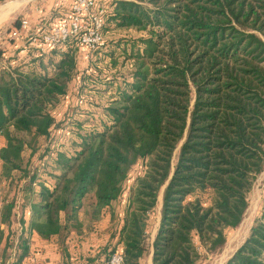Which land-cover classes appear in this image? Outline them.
Masks as SVG:
<instances>
[{
  "label": "trees",
  "instance_id": "obj_1",
  "mask_svg": "<svg viewBox=\"0 0 264 264\" xmlns=\"http://www.w3.org/2000/svg\"><path fill=\"white\" fill-rule=\"evenodd\" d=\"M104 4V41L89 61L78 35L45 50L28 39L27 58L19 62L0 48V179L11 193L2 196L6 257L0 264H23L32 233L55 240L66 255V240L84 225V200L97 218L121 197L139 160L143 172L129 186L112 234L117 238L94 259L106 264L119 251L125 264H142L152 252V264H201L220 254L227 231L241 225L264 172V0ZM71 5L48 28L69 15ZM124 27L140 35L107 39ZM107 60L108 69L102 66ZM75 80L93 90L101 84L109 96L101 105L96 100L101 112L68 118L69 133L55 145L52 128L60 122L54 110ZM27 148L30 158L23 155ZM223 264H264V204Z\"/></svg>",
  "mask_w": 264,
  "mask_h": 264
},
{
  "label": "rangeland",
  "instance_id": "obj_2",
  "mask_svg": "<svg viewBox=\"0 0 264 264\" xmlns=\"http://www.w3.org/2000/svg\"><path fill=\"white\" fill-rule=\"evenodd\" d=\"M72 2L73 0H0V48L5 50V56L12 57L14 55L15 58H17L15 62H19L20 60L27 58V49L25 47L27 46V40L29 39L30 33L36 32L41 27L43 30L48 28L49 23L51 22V19L58 16L60 14L59 11L68 9V6H70ZM96 6H101L105 8L104 0H96ZM22 19L28 20L29 30L28 32H23L19 38L14 39L11 37L10 32L13 28H15L16 23L19 25V27L21 26ZM139 35H140V32L137 31L136 29L124 27V28L115 29L112 32L108 33L107 39H117L121 37L128 38L130 36L136 37ZM91 56H92V53L90 54L88 59L84 57V61H89ZM44 64L47 65L46 62H44ZM109 64L110 63L107 60L106 62L103 63L102 66L108 69L109 67H106V66H109ZM81 66L84 67L85 64L81 63ZM123 71H127V69L123 68ZM113 73L114 72L112 73L109 72V74H113ZM98 86H99L98 88H100V90L103 91L104 86L101 84ZM93 88L94 87H92L91 85H88L87 83H83V82L82 83L78 82L77 80L70 83L66 97L62 100L61 104H59L54 110L55 118L57 121L60 122L59 123L60 125L57 124V126L55 125L56 127L52 128V133L54 134V137H52V139L54 140L53 142H55V145L59 144L58 142H61V141L63 142V140H65L64 139L65 137H63V135H67L69 133V131H67L69 128L68 122H67L68 118H83L81 117L80 112H86L89 110L90 112L94 110H96V112L97 110L101 112L100 108L95 109L96 106H98V103L96 102V100L101 105L102 102L108 98L109 93L105 91L102 92L99 89L93 90ZM1 143L5 144V138L0 134V145ZM46 146H47L46 142H43L41 147L38 148L39 150L36 152V154L32 158V161L30 162L33 166L39 164L38 158L41 154L44 153V149L46 148ZM1 147L2 146H0V148ZM23 155L26 158H28L30 155V150L28 148L25 149ZM42 168L40 169V171L42 170ZM143 168H144L143 163L140 160L132 166L129 172L128 178L123 184V192H122L121 197H119V199L123 198V196L125 197L129 195V186L133 183L134 179L143 172ZM41 173H42L41 174L42 176H46L43 174V171H41ZM10 194L11 193L9 191V186H7L5 181L1 182L0 195L5 197V196H9ZM259 197H262V199L264 198V172L259 176L250 194L249 206L251 205V202L254 201V199H257ZM119 199H117L116 202H114L115 207ZM161 200H162V194L159 195L158 205L150 215L149 230H150L151 238L154 237L158 224H159L160 210H161V208L159 207V204ZM263 204H264V200H263ZM87 205H89V198L84 200V207L81 209V212L83 213L82 214L83 221L85 220H89V221L86 222V229H84V225H83L82 231L80 234H82V232L86 231L93 225V219H91L92 217L91 210L88 208ZM86 214L88 215V217H86ZM20 216H21V212L19 209V212L16 217L17 224L19 222ZM89 216H90V219H89ZM109 226L107 227L106 237L108 236V231L110 229H113L112 232H114L117 228L116 216H115L114 223L113 224L111 223V225ZM4 228L6 230L5 226ZM237 229L238 228L230 229L227 231V243H226L225 248L220 254L216 256H212L208 260L203 261L201 264H221L225 260V255H224L225 249L227 248V246L231 245L232 240H233L232 238L234 237ZM70 236L71 234L69 235V237ZM31 239H32V235H31ZM109 242L110 240L105 243H102L101 248L107 245ZM114 242H115V239L111 241V244ZM66 243H67V240H66ZM66 243H65L66 255H64L65 251H63V249H62V253L64 255V258L66 259L67 264H71L73 260H70V258L78 256V254H83V252L81 250V247L79 248L80 249L78 251L79 253L77 251L74 252L77 246H70V250H71V253H70L68 251V245ZM4 244H5V241L1 240L0 241V258L2 259L6 257L5 256L6 254L2 253L4 250ZM33 246L35 247L34 248L30 247L29 255L23 259V264H31V262L30 261L28 262V260L31 257L36 256L35 255L36 253H42L40 249H42L41 247L43 246H41L40 244L39 245L34 244ZM231 247L233 248V244L231 245ZM12 253H13L12 254L13 256L15 253V250ZM91 254H90V257L86 255V259L95 258L96 255L92 256ZM150 258H151V253L146 255V257L142 260V264H149ZM9 259H10V256L8 255L7 261ZM35 264H38L36 263V259H35ZM95 264H101V261L98 260V262Z\"/></svg>",
  "mask_w": 264,
  "mask_h": 264
},
{
  "label": "crops",
  "instance_id": "obj_3",
  "mask_svg": "<svg viewBox=\"0 0 264 264\" xmlns=\"http://www.w3.org/2000/svg\"><path fill=\"white\" fill-rule=\"evenodd\" d=\"M3 145L4 144L1 143L0 146H3ZM126 204H127V196L125 197L123 196V198L119 199V201L117 202L116 207L113 202L111 206L104 208L100 212L97 218L91 217V219H93L92 227L82 232V234L80 233L71 234L69 239H67V243H66L68 245V251L71 253L70 246H77L74 252L75 251L78 252L80 250L79 249L80 247L83 252V254H78V256L71 257L70 260H73L71 264H95L98 262L97 258L96 259L94 258L86 259V255L88 257H90L91 253H92L91 254L92 256L96 255L101 249L102 243H105L112 239L116 240L117 236L112 237L113 229L109 230L110 233L108 231V236L106 237L107 227L111 225V218H112L113 213H114V216H116L117 225L118 224L120 225L121 218L124 215ZM161 204H162V200L160 201V204H159L160 208H161ZM262 207H263L262 197L254 199V201L251 202V205L249 206V209L247 210L245 218L243 219L241 225L238 227L234 237L232 238L233 240H232L231 245L233 244V248L231 247V245L227 246V248L225 249V253H224L225 260L221 264L225 263V261L233 254V252L242 244V242L249 235V232L254 223V220L256 216L260 213ZM82 214H83L82 212L79 213L80 219H83ZM86 217H88L87 214H86ZM89 219H90V216H89ZM88 221L89 220L84 221L85 222L84 229H86V222ZM0 229H4V225L1 223V221H0ZM30 243L32 244V245L30 244V247L32 248L35 247L33 246L34 244L35 245L40 244L41 246H43L41 247L42 249H40L42 253H36L35 254L36 256L33 257L34 259H36V263L38 264H65L66 259L64 258V255L62 253L63 248L55 240L53 239L44 240L40 238L36 233H33ZM149 264H152V252H151V258L149 259Z\"/></svg>",
  "mask_w": 264,
  "mask_h": 264
},
{
  "label": "built area",
  "instance_id": "obj_4",
  "mask_svg": "<svg viewBox=\"0 0 264 264\" xmlns=\"http://www.w3.org/2000/svg\"><path fill=\"white\" fill-rule=\"evenodd\" d=\"M104 8L96 6V0H73L71 13L56 20L53 26L42 29L39 28L34 33H30L31 44L41 46L42 50L50 47H61L64 41L72 36L78 35L84 50V57L89 58L93 50L103 43L101 33L104 24ZM29 22L27 19L21 20V26L11 31L13 38H19L23 32H28ZM1 184V179H0ZM3 199L0 195V217ZM31 264H35V259H29ZM106 264H125L123 254L114 252L107 260Z\"/></svg>",
  "mask_w": 264,
  "mask_h": 264
}]
</instances>
